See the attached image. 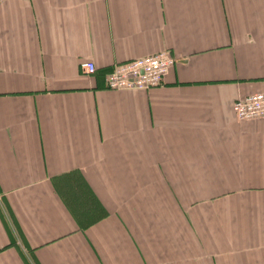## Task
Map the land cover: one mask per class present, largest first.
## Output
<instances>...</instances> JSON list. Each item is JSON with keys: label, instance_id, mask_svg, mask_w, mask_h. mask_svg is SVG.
<instances>
[{"label": "crops", "instance_id": "0c3cea01", "mask_svg": "<svg viewBox=\"0 0 264 264\" xmlns=\"http://www.w3.org/2000/svg\"><path fill=\"white\" fill-rule=\"evenodd\" d=\"M257 91L264 0H0V264H264Z\"/></svg>", "mask_w": 264, "mask_h": 264}, {"label": "built area", "instance_id": "2783aa9c", "mask_svg": "<svg viewBox=\"0 0 264 264\" xmlns=\"http://www.w3.org/2000/svg\"><path fill=\"white\" fill-rule=\"evenodd\" d=\"M176 59L172 51L161 49L155 54H146L127 62H118L108 74L107 87L114 90L123 88L146 90L159 87L163 84L165 76L170 72ZM95 65L93 61L85 60L81 66L92 74L96 70ZM234 111L238 120L264 118V91L239 97L234 104Z\"/></svg>", "mask_w": 264, "mask_h": 264}]
</instances>
